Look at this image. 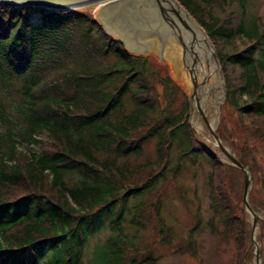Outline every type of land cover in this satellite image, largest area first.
<instances>
[{"label":"trees","instance_id":"obj_1","mask_svg":"<svg viewBox=\"0 0 264 264\" xmlns=\"http://www.w3.org/2000/svg\"><path fill=\"white\" fill-rule=\"evenodd\" d=\"M178 1L211 39L220 67L227 64L237 70V84L224 77V102L239 113L264 119V21L255 16L246 22L245 0ZM2 7L8 12L0 13V264H37L43 258L44 264H79L84 241L104 220L113 231L98 249L107 264H123L126 259L130 264H153L156 257L151 252L135 260L136 250L143 248L134 226L137 197L162 184V166L168 163L172 142L183 145L180 158L213 157L190 131L189 104L177 111L166 103L160 107L157 95L147 94L153 71L146 67L145 56L132 54L103 32L98 33L103 51L114 53L117 64L92 73L68 70L35 87L37 80L29 77L35 28L54 29L74 20L92 29V22L77 10H49L32 25L22 6L0 5V11ZM12 78L22 79L13 103L4 93ZM130 92L133 102L126 109L124 95ZM147 122L152 125L145 128ZM43 137L51 139L49 146L42 147ZM148 138L155 139L159 169H151L150 162L128 161ZM143 167L149 171L136 178ZM17 186L20 192L14 195L11 191ZM131 197L136 198L135 211L128 217ZM211 204L214 212L224 210L213 194ZM152 212L161 240H170L158 200L152 201ZM229 217L226 210L225 223ZM125 220L131 223V238L122 232ZM224 228L226 235L230 233L227 224ZM190 236L186 244L192 249ZM235 238L242 245L240 235ZM127 250L131 256H126Z\"/></svg>","mask_w":264,"mask_h":264},{"label":"rangeland","instance_id":"obj_2","mask_svg":"<svg viewBox=\"0 0 264 264\" xmlns=\"http://www.w3.org/2000/svg\"><path fill=\"white\" fill-rule=\"evenodd\" d=\"M245 1L246 22L249 23L255 16H260L264 21V0ZM104 2L98 1L64 9L77 10L82 15H86L92 22V29H87L82 22L74 20H66L54 29L35 28L33 31L35 51L30 63L31 70L29 69V77L37 80L34 86L49 84L68 70L92 73L95 70H109L117 64L119 59L114 53L103 51L98 36V33L103 32L108 38L119 40L132 54L145 56L146 67L153 71L152 76L147 78L151 81L149 82L151 89L147 94L157 95L160 107L166 103L169 109L177 111L185 102L190 103L187 110L190 131L198 140L199 147L208 152L207 154H213L212 160L202 155L194 161H191L187 155L180 158L179 152L183 145L172 142L168 151V163L162 166L165 167L166 173L162 184L137 197L140 200V207L136 211L138 220L134 226L137 230L136 240L143 248L136 250L135 260L138 262L144 252H151L156 257L153 264H256L257 261L259 264H264V227L262 226L264 224V129L259 128L261 124L264 125V119L250 112L239 113L235 107L224 102L225 86L224 88L221 86L220 80L223 79L224 82V77L228 76L233 84H237V70L227 64L224 68L219 65L222 70L219 71L220 76L215 70H211L215 65L207 59L210 64L208 67L211 68H205L204 64L203 66L205 72L211 70L210 75L202 77L201 73H196L195 82L198 87L195 89L189 74L191 56L188 52L182 56L178 42L170 37L162 43L158 33L151 31L155 21H150L144 27L146 30L141 33L132 28L128 31L129 35L123 36L122 39L115 30L108 31L109 26L101 19L103 14L100 7ZM2 8L0 13L8 12L7 8ZM21 9H25L27 20L32 25H37L42 14L49 11L43 6L28 8L22 6ZM215 10L217 11L218 7H215ZM227 10L229 11V8ZM141 22L144 23L142 19ZM188 24L191 26V23ZM183 34L184 37H190L188 30ZM206 36L212 44L207 34ZM195 43L198 46H205L198 35ZM167 76L170 77V81L166 79ZM21 83L22 79L12 78L10 84L6 86L4 93L8 102L13 103L11 100H14ZM133 87L132 82L131 88ZM130 95L131 92L124 95L126 109L132 106ZM210 124L220 137L222 146L250 169L251 179L246 192V205L243 203V171L232 164L216 144L209 131ZM150 125L152 123L145 128ZM0 131H3L1 126ZM50 143L51 139L42 138V147L49 146ZM33 148L38 150L37 147ZM128 158L129 162L135 164L150 162L149 165H153L151 169L160 168V163H156L158 152L154 138L146 139L142 144L141 152ZM170 165L174 168H169ZM147 171H149L148 167H143L134 176L136 178L139 175L143 176ZM209 179L213 187H210ZM211 190L214 193L210 192ZM19 192L20 186L11 191L15 193L14 195ZM212 194L218 198L224 210L218 209L216 213L214 212L211 204ZM154 200H158L159 214L164 220L165 227L169 228V232L165 230L171 236L168 241L161 240L158 235L157 221L152 212ZM135 201L136 198H128L127 202L130 206L128 217L135 211L133 207ZM226 210L230 212V217L225 223L223 213ZM130 224L126 220L121 222L122 232L131 238ZM226 224L231 230H228L230 233L227 235L224 232ZM112 233L108 220L102 221L99 227L89 233L79 264H107V257L102 252L98 253V249H101L103 240ZM188 234L193 235L194 250L200 257L199 261L196 260L197 256L192 254L191 248H187ZM236 234L240 235L242 245L235 238ZM257 249H259L258 258ZM131 254L130 250L126 251V256ZM44 262L43 258L39 264ZM123 264L130 262L126 259Z\"/></svg>","mask_w":264,"mask_h":264},{"label":"water","instance_id":"obj_3","mask_svg":"<svg viewBox=\"0 0 264 264\" xmlns=\"http://www.w3.org/2000/svg\"><path fill=\"white\" fill-rule=\"evenodd\" d=\"M98 1H105L104 5L100 7V10L101 14H103L101 19L106 22L105 24H107V26H109L107 27L109 28L108 31L111 29L113 31L115 30L116 34L121 38L124 36L123 30H121L122 28H124L126 31H131V29L134 28V30L138 31V33H141L146 30L144 27L150 21H155L156 23H153L154 25L152 26L151 31L158 33L162 43L166 42L167 39L171 37L174 41L180 44L182 56L185 55L186 52H188L191 56L192 62L190 63L189 74L190 79L193 81L195 89L198 87V84L195 82L196 73H201L202 77H206L207 75H210L211 70H215L221 76V74L219 73V71L221 70L219 67L218 59L216 57L212 44L205 34L206 32L178 0H0V5H33L43 6L48 10H64ZM118 1H123L122 5H120ZM106 10H109V12H107ZM141 12L144 14V16H141L144 23H140V21L136 20V18L134 17V13H137V16H140ZM121 15L122 17L127 18L132 25L127 26L126 23H121V20L119 19ZM133 18L137 23H134L132 21ZM108 20H116L117 24H108ZM187 21L191 23V26ZM120 23L122 24V27H120ZM167 27L169 28L167 29ZM197 28L200 30H198L199 32L196 30ZM186 30L190 32V37L183 36V32H185L186 34ZM196 35L202 38L205 46H198V44L195 43ZM196 51L198 53L203 52V54L201 53V56H198V54H196ZM204 55L211 57L215 65L213 68L208 67L210 64L208 63L207 58H205ZM203 64L206 67L203 66ZM204 67L211 68V70H207L205 72ZM220 84L224 88L223 79L220 80ZM223 91L225 93V90ZM209 131L212 138L224 151L231 163L242 169L243 203L246 205V192L248 190L251 179L250 169L248 168V166L242 164L237 157L231 155L227 150H225V148L220 143V137L215 133L212 127H209ZM256 256L257 258L259 257V249H257ZM256 264H259L258 261Z\"/></svg>","mask_w":264,"mask_h":264},{"label":"bare ground","instance_id":"obj_4","mask_svg":"<svg viewBox=\"0 0 264 264\" xmlns=\"http://www.w3.org/2000/svg\"><path fill=\"white\" fill-rule=\"evenodd\" d=\"M118 3L120 4V5H122V3H123V1H118ZM107 12H109V10H106ZM110 12H112V11H110ZM106 14V13H105ZM107 15V14H106ZM141 16H144V14L141 12L140 13V16L138 15L137 16V13H134V17L136 18V20H138V21H140L141 22ZM119 19L121 20V23L122 22H124V23H126L127 24V26H131L132 24H130V21L127 19V18H125V17H122V15L119 17ZM132 21L134 22V23H137L136 21H134V18L132 19ZM108 24H113V25H116L117 23H116V20H108V22H107ZM120 23V27H122V24ZM142 23V22H141ZM119 27V26H118ZM121 30H123V32H124V36H127V35H129L128 34V31H126L124 28H122ZM197 31L199 30L198 28L196 29ZM200 31V30H199ZM198 31V32H199ZM203 54V52H200V53H198L199 55L200 54ZM206 56L207 55H204V57L206 58ZM207 59L209 60V62H213L212 61V59H211V57H208L207 56ZM214 63V62H213ZM194 110L196 111V108L194 107ZM195 114V113H194ZM210 127L212 126L211 124L209 125ZM217 144V143H216ZM225 150H226V148H225Z\"/></svg>","mask_w":264,"mask_h":264}]
</instances>
